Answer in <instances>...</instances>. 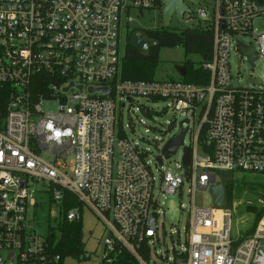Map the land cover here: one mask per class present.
<instances>
[{"label":"built area","instance_id":"obj_1","mask_svg":"<svg viewBox=\"0 0 264 264\" xmlns=\"http://www.w3.org/2000/svg\"><path fill=\"white\" fill-rule=\"evenodd\" d=\"M157 7L156 0H0V88L7 93L0 112V264L63 262L28 220V207L38 209L34 183L56 205L57 221L65 192L81 203L66 212L69 221L82 220L84 206L105 221L104 264L123 252L136 264H264V201L244 238L232 236L231 204L196 205L197 193L223 182L220 171L264 175V86H236L229 62L241 45L254 47V67L264 58V0H215L212 17L199 9L194 27L214 32L212 56L197 65L209 72L206 83L124 79L125 26L132 30L135 10ZM256 21L263 27L258 33ZM240 35H252L256 45ZM104 87L108 94L91 91ZM136 96L167 103L159 110L142 104L149 116L187 113L172 136L188 128L177 151L182 162L162 173L158 196L150 163L158 165L162 151L147 160L148 151L117 126V107ZM48 103L56 107L45 110ZM185 189L191 206L184 241L154 261L160 196Z\"/></svg>","mask_w":264,"mask_h":264},{"label":"rangeland","instance_id":"obj_2","mask_svg":"<svg viewBox=\"0 0 264 264\" xmlns=\"http://www.w3.org/2000/svg\"><path fill=\"white\" fill-rule=\"evenodd\" d=\"M190 8V12L185 14L183 21H180L176 14H173L169 25H165L163 18V8L159 7L144 9L142 11L135 10L133 12V21L128 25L129 29H158L169 27L170 29H183L194 27L196 21L201 20L199 17V9L204 8L208 17L213 16L215 0H199L192 3L185 0ZM164 7V6H163ZM159 8V9H158ZM193 17L194 22H189L188 18ZM255 33L263 29L259 21L255 22ZM127 26L122 35V51L125 50L127 42L126 33ZM243 43H253L256 45L252 35H240L237 37ZM160 63L156 71V79H182L178 71V67L183 66L186 59H190L199 64L200 56L191 54L188 57L181 46L168 48L163 47L159 53ZM230 68L233 82L236 86L259 87L264 86V58L258 59L256 66L252 67L248 57L241 51L231 50ZM133 103H126L124 108L117 107V126L122 127L125 136L137 143L140 148L148 151L147 160H153L162 151L164 142L179 132L180 122L187 117V113L169 111L163 115L152 114L147 115L141 105H147L155 109H162L166 106V102H151L143 96H136ZM56 107L54 103L45 105V110H52ZM182 150L175 156L165 162L164 167L150 163L151 170L156 177L155 194L158 196V189L162 173L168 168L175 171L177 163L182 162ZM117 157V155H116ZM229 183H232L230 191L232 194V236L233 238H244L249 233L250 227L254 221L256 206L261 207V201H264V175L249 174L242 172H234ZM37 190L35 201L38 203V209L28 207V220L33 229L40 235L46 237L49 228L57 225L55 217L57 208L53 204L48 194L41 191L42 185L34 183L32 186ZM162 212L159 218V237L154 245L151 246V259L158 261L162 254H172L173 247L179 248L180 243L184 241V227L188 221V211L191 203L190 198L185 189L183 194L161 195L160 196ZM213 203L212 196L209 191L199 192L196 196V205L210 206ZM82 222L84 228V243L89 259L83 261L82 264H104L103 251L104 240L108 236L109 230L105 221L100 218L88 206L83 207ZM180 240V243H179ZM158 252V255L156 254ZM72 261V260H69Z\"/></svg>","mask_w":264,"mask_h":264},{"label":"trees","instance_id":"obj_3","mask_svg":"<svg viewBox=\"0 0 264 264\" xmlns=\"http://www.w3.org/2000/svg\"><path fill=\"white\" fill-rule=\"evenodd\" d=\"M156 4L160 9L163 8V0H156ZM136 30L140 29L134 28L127 33V43L121 70L124 79H154L160 63L159 53L163 47L173 48L181 46L187 57L191 54L199 55L200 59H202L203 55H207L208 58L212 56L214 32L210 27L197 26L170 29L166 26L158 29L143 30L148 38L157 42L156 46L151 47L148 55L142 54L130 43L132 33ZM183 66L186 68V74L184 76L181 75L183 80L196 83H206L209 80V72L203 71L190 59H186ZM6 101L7 93H5V88H0V112L2 114ZM231 185L232 183L227 184L226 196L228 204H231L232 201ZM80 205L81 203L75 195L65 192L57 225L49 228L48 240L54 245L55 252L62 256V264H82L83 261L89 259L83 239L84 228L82 220L69 221L66 216V212L70 208ZM256 212L255 221L260 218L263 211L256 210ZM252 230L253 228L249 230V233ZM52 233L55 235L54 238L51 237ZM118 258L113 264H136L133 257L127 252H123Z\"/></svg>","mask_w":264,"mask_h":264},{"label":"water","instance_id":"obj_4","mask_svg":"<svg viewBox=\"0 0 264 264\" xmlns=\"http://www.w3.org/2000/svg\"><path fill=\"white\" fill-rule=\"evenodd\" d=\"M192 3H198V0H189ZM163 18L165 25H169L173 14H176L177 18L180 21L184 20V14L190 12V8L186 5L184 0H163ZM264 23V19H263ZM130 43L134 46L139 52L144 55H148L151 47L156 46L157 42L151 38H148L144 31L136 30L132 33ZM241 51L248 57L249 62L252 67H254V62L257 59V54L254 47H246L244 45L240 46ZM208 58L207 55H203L202 59L206 60ZM179 73L184 76L186 74V68L184 66L178 67ZM91 91H99L104 94L109 93V89L107 87L104 88H91ZM186 122H189V119H186ZM183 121L180 122V126H182ZM187 127L182 128V131L179 135L170 138L162 149V155L157 156V160L159 164H162L163 157L170 158L175 155L180 146L183 145L184 136L187 132ZM185 155L183 157V162L185 165H189L191 162V150L188 147L184 149ZM220 175L222 176L223 182L218 185H214L210 188V194L212 196L213 203L218 208H225L228 204L227 201V184L231 178L232 173L230 171H220ZM54 234H51V237L54 238Z\"/></svg>","mask_w":264,"mask_h":264}]
</instances>
